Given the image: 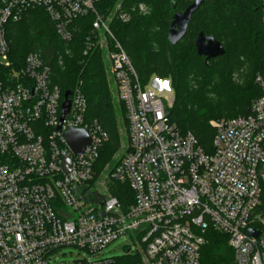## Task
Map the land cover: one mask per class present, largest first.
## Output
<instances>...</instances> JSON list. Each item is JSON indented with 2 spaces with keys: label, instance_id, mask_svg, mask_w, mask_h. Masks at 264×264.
Returning <instances> with one entry per match:
<instances>
[{
  "label": "built area",
  "instance_id": "1",
  "mask_svg": "<svg viewBox=\"0 0 264 264\" xmlns=\"http://www.w3.org/2000/svg\"><path fill=\"white\" fill-rule=\"evenodd\" d=\"M102 1L0 0V264H51L68 247L98 255L126 236L140 244L134 255L129 248L122 259L79 264H200L211 229L228 238L232 264H264V78L257 77L262 96L248 115L212 123L215 150L206 154L170 121L171 84V90L158 80L143 86L115 39L111 21L128 23L129 14L118 4L103 17ZM35 8L47 12L65 42L73 40L77 19L93 17L85 55L97 47L107 53L127 111L129 144L118 165L99 176L95 165L108 135L87 120L80 89L69 97L70 114L61 124L65 99L51 84L50 66L30 54L24 67L12 68L5 25ZM71 129L91 139L79 156L65 138ZM106 180L130 186L134 202L127 210Z\"/></svg>",
  "mask_w": 264,
  "mask_h": 264
},
{
  "label": "trees",
  "instance_id": "2",
  "mask_svg": "<svg viewBox=\"0 0 264 264\" xmlns=\"http://www.w3.org/2000/svg\"><path fill=\"white\" fill-rule=\"evenodd\" d=\"M194 0H103L98 12L109 17L118 4L131 14L140 5L149 8L148 15L132 13L123 23L114 18L110 24L115 39L128 54L143 86L153 77H172L175 103L170 121L182 133H191L206 154H213L216 130L214 120L233 119L250 113L252 103L262 96L257 77L264 78V0H205L194 14L184 39L177 45L168 41L176 13H183ZM93 17L77 19L73 40L63 41L55 24L42 8L25 11L18 22L5 25L12 68L21 69L30 54H39L51 68V84L65 99L77 90L87 100V120L97 121L108 140L95 165L96 176L107 166L113 169L119 161L115 155L122 147L118 119L123 117L129 144V122L125 105L118 111L108 89L103 51L93 49L85 55L92 36ZM203 32L220 42L225 55L206 64L195 47ZM246 67L242 85L233 82L235 74ZM113 196L124 210L134 202L127 183L112 182ZM200 264H232L234 252L228 238L211 229L206 235Z\"/></svg>",
  "mask_w": 264,
  "mask_h": 264
},
{
  "label": "rangeland",
  "instance_id": "3",
  "mask_svg": "<svg viewBox=\"0 0 264 264\" xmlns=\"http://www.w3.org/2000/svg\"><path fill=\"white\" fill-rule=\"evenodd\" d=\"M136 12L140 13L141 15H148L150 13V10L148 7H146V12H140L139 8H136V7L131 9V14L136 13ZM128 14L131 20L132 18L131 14L130 13ZM97 48L103 51L108 89L110 91V95L118 111H120L121 107L119 108V105H121V102L118 99V91H117V88L114 84V81L111 75V69H110L109 61L107 59V53L104 50L105 48L104 49L100 47H97ZM246 73H247V69L246 67H244L243 70H241L240 72L234 75L233 82L238 85H242L245 81L244 79H245ZM154 80L161 81V79L154 77L151 80V85ZM154 90L157 94H161L163 92V90H157L156 88H154ZM214 121L211 122V125ZM118 124H119V129H120V135L122 137V147H121L120 152H118L114 157V160L116 161H120L121 158H123L128 148L127 129L124 126V120L121 115L118 119ZM111 184H112L111 181L106 180L107 189L111 187ZM129 248H132L131 254L134 255L137 252V250L140 249V244L136 240L132 239L130 236H126V237L120 238L117 241L113 242L111 245H109L105 250L100 252L98 255H89L86 251H82L74 247H68V248L61 249L60 251H57L56 253H54L50 259L51 260L50 262L51 264H79L82 261L83 262L84 261L93 262L96 260H105V259H122L125 253L129 250Z\"/></svg>",
  "mask_w": 264,
  "mask_h": 264
},
{
  "label": "water",
  "instance_id": "4",
  "mask_svg": "<svg viewBox=\"0 0 264 264\" xmlns=\"http://www.w3.org/2000/svg\"><path fill=\"white\" fill-rule=\"evenodd\" d=\"M205 0H194L193 3L183 13H176L173 17L169 33L168 41L172 45H177L186 36L189 25L192 21L194 14L200 9ZM195 47L199 57L205 58L206 64L209 61L223 57L225 55V49L223 45L218 42L215 38L205 35L201 32L195 42ZM71 93H67L65 101L62 106V122L69 116L71 102L69 96ZM60 124V126H61ZM60 126L58 130L60 131ZM65 138L69 148L72 150L74 155H81L87 146L91 144V139L88 133L83 129H71L65 133ZM64 169L66 172L71 170V161L66 157L64 161Z\"/></svg>",
  "mask_w": 264,
  "mask_h": 264
},
{
  "label": "clouds",
  "instance_id": "5",
  "mask_svg": "<svg viewBox=\"0 0 264 264\" xmlns=\"http://www.w3.org/2000/svg\"><path fill=\"white\" fill-rule=\"evenodd\" d=\"M172 83V77L171 76H167L165 78H163L160 82V87L162 89H170V84Z\"/></svg>",
  "mask_w": 264,
  "mask_h": 264
}]
</instances>
